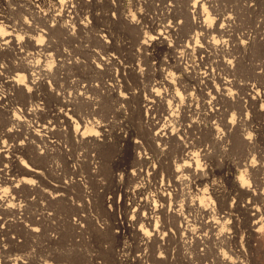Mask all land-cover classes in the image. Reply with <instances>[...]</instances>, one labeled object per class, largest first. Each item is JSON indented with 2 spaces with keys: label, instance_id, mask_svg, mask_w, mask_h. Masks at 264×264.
I'll return each mask as SVG.
<instances>
[{
  "label": "rangeland",
  "instance_id": "374dc122",
  "mask_svg": "<svg viewBox=\"0 0 264 264\" xmlns=\"http://www.w3.org/2000/svg\"><path fill=\"white\" fill-rule=\"evenodd\" d=\"M192 1L0 0V14L15 22L24 18L32 20L31 6L34 3L40 10L49 11L50 19H61L65 9L72 6L75 22L79 25L83 21L91 28H84L78 34L80 29L75 23V33L79 37L75 40L65 36V39L60 36L51 38L44 34L46 38H43V42L51 48L53 63L56 65L62 58L69 63L65 65L68 67L54 70L48 80L53 90L61 95L65 92V86L70 84L73 87L79 84L80 88L89 84L94 86L91 88H97L92 91L89 88L88 96L91 99L80 102L82 106L79 102L69 106L72 108L68 111L73 126L64 121L65 117L55 114L58 109L67 107L60 100L50 98L47 102L43 99L41 103L33 100V106L42 108L40 114L46 113L44 116L38 113V117L36 115L34 118L24 112V108L29 106H24L23 102H6L9 105L6 110L0 106V131L13 126L15 131L11 138L9 134H1V131L0 139L6 141V147L14 149L15 159L19 157L33 167L36 165L31 157L34 155L32 150L44 152L45 161L36 167L44 173L42 179H35L38 182L44 179L42 183L46 181L49 188L55 184L63 193L55 198L57 202L51 196L33 193L27 196L26 191V195L21 192L18 197H13L16 194L11 189L0 193L2 198L7 195L16 203L20 211L17 215L21 216L18 218L16 215L18 222L0 233V249L6 247L0 252V264H6L8 259H11L10 264H264V236L250 227L256 219L261 220L264 227V117L256 113L264 100L252 104L247 95L249 84L259 90L260 96L264 95V0L200 1V4L204 3L201 6L203 14L218 26L231 24V32L237 33L236 37L239 38L228 41L227 46H237L235 56L238 57L239 68L234 72L237 85L234 84L236 86L233 85L232 89L235 92L234 100L241 102H237L236 107L228 108L225 117L218 118H212V107L202 105L201 95L194 88L196 84H193L195 82L191 76L197 75L204 67L200 64L205 52L198 51L197 44L204 45L205 39L210 41V35L215 34L219 38L220 35L216 32L208 35V38L195 40L193 31L186 33L189 27L184 22L188 18L184 8L186 3L191 4ZM66 19L73 24L71 15L65 16ZM128 20L134 24H127ZM173 20L185 24V28L182 26L184 33L178 30L180 26H176ZM34 25L45 29L42 23L35 22ZM159 30L165 36V42L146 48V36H156ZM94 34L106 35L105 40L115 45L112 51L106 48L104 43L107 42L102 43ZM64 50L67 56L60 55ZM3 55L0 56L2 71V66L13 57ZM174 55L182 68L177 67ZM108 56L114 57V61L104 63L103 58ZM72 61H77L76 65ZM121 66H127L126 70L132 66V69L143 72L136 78L132 73L133 76L119 70ZM163 68L174 71L172 86L175 92L181 96L192 93L187 102L177 100L170 105L171 115L164 104L142 102V98L149 96L148 91L153 84L160 88L162 94L168 93V85L163 83L165 81L160 73ZM109 82L111 87L113 83L114 90L117 89V95H114V90H108ZM4 84V79H0V95H8L11 91L14 93ZM119 93L131 97L120 101ZM134 96L137 97L134 99ZM12 107L15 110L22 107L24 110L15 111ZM74 107L79 109L73 110ZM189 109H194L195 119ZM239 110L243 111L242 116H239ZM184 116L188 118L183 122ZM190 118L196 120L195 128L190 125ZM84 120L88 125L86 136L75 137L71 134V137L68 126L74 128V125H82ZM37 122L47 124L54 130L37 132L35 128L40 129ZM173 123L179 127L176 126L180 131L178 139L181 144H188V140L189 143H197L198 155L190 170L180 171L183 168L180 167L183 154L177 143L164 144L160 141L159 145L167 149L159 152L146 143L149 135L153 136L161 132L165 125ZM236 129H239L241 138L248 145L243 146L241 139L236 141L231 134ZM94 134L99 138L97 143ZM139 153L146 157L143 164L135 162L134 155ZM169 161H173L174 173L169 171ZM10 165L6 158L0 160V171L8 167V172L4 171L6 175L1 176L0 172V177H33L23 172L22 164L19 163V167L16 162L12 167ZM181 173L183 178L180 177ZM241 178L254 194L243 192ZM250 207L259 208L260 214L252 217ZM175 210L180 213L179 222L160 228V222L168 221L167 217L164 219V214ZM213 219H218L221 224L214 223L215 228L209 227L207 221ZM156 223L163 238H144L142 231L158 234Z\"/></svg>",
  "mask_w": 264,
  "mask_h": 264
},
{
  "label": "bare ground",
  "instance_id": "6f19581e",
  "mask_svg": "<svg viewBox=\"0 0 264 264\" xmlns=\"http://www.w3.org/2000/svg\"><path fill=\"white\" fill-rule=\"evenodd\" d=\"M61 1L63 2L64 0H61ZM200 1H202V0H193L191 4H188L189 3L188 1H187L188 3H186L187 5H186V7L184 9H185V13L187 14L188 18L187 19L184 18V20L185 19L187 20V21H184V22L189 27L188 31H186L187 30V28H186V30H185L186 33L189 32V30L190 31H193L194 32V35H195L194 36L195 40H198V39H201V38L204 39L205 37L208 38V35L213 34V33H216V32L218 33V35H220V38H219V36L217 37V35H215V34L214 35H210L211 36L210 37L211 38L210 41L205 39V44L204 45L203 44H197V48L196 49L198 51L202 52V53L205 52L204 58L201 60V64H200V65L203 64L204 67H201V71L197 75H192L191 76V79L195 82L193 84H196V86L194 88L198 91L197 93H199L201 95L202 102H203L202 105L204 104V106H205V105L208 104V106L212 107L211 110H210L211 111L210 114H211L212 118L217 117V116L225 117L228 114V112H229L228 111V108L233 107L235 105H238V104H240L239 102H241V100L239 101V99L234 100L233 95H234L235 92L232 89V86L237 83V82L235 83L236 79L234 78V75H235L234 72L236 70H238L237 68H239V67H237V64H239L238 57H237V55L235 56V46L236 45L234 46V48H232L233 46L231 48H230V46H227L228 41H231V42L232 41H236L239 38L236 37L237 33L231 32L232 29H230V27H229V26H231V24H228V23L227 24H224L223 23V25L218 26L216 23L214 24V22H213L212 19H210L205 14H203L201 12V6L203 7L204 3L200 4ZM35 7H38V6L35 5V3H34V5L31 6V9H32L31 10L32 20H28V19H25L24 18L22 20L20 19L19 22H17V21L15 22V21L9 19L8 17H6L5 15H1L0 14V56L2 57L3 54L4 55L10 54L11 56L13 55L12 60L9 63H8L9 60L7 61L8 65H6L7 64L6 63L4 66H2V64H1V66L3 67L2 68L3 71L0 70V79H4V82L6 83L4 85L5 86L7 85L10 89H12L14 91V93H12V91H11V93L8 94V95H4V96L0 95V106H3V109L5 108V110H6V108L9 107V105H7V103L8 104H12L11 103L12 101L13 102H16V103H20V102L22 103L23 102L22 104L24 106H29V107H25L24 108L25 110L22 107H18V109H16V110H20V112H21V109H23L24 112H27L29 115L33 116V118H34L38 113L39 114L41 113L42 108H38V107L33 106V100L40 101V100L45 99V100H47V102H48V99H50V98L51 99L60 100L62 102V104L64 106H67V107H65V108L63 107V109H58L56 107L59 111L57 113H55V114H57V116L65 117V120L64 121H66V123H68L69 125H72V122L73 121H71V118H70L71 116L69 117V111H68V109H72V108H70L69 106L73 105L74 103L77 105L78 104L77 102H79V103L80 102H84V101L85 102H88L87 100L91 99L88 96V93H89L88 91H90V90L92 91L94 89L97 90V88H94L93 89L91 87H94V86L93 85L89 86V84L88 85L87 84L82 85V88L79 87V84H77L78 87H73L70 84V85H66L65 86V88H64L65 90H63V92L64 91L65 92L62 95L60 93H58V92L56 93V91L53 90V87H52L51 83L49 82L48 78L53 74L54 70H56L59 67H61V68L68 67L69 63H68V61L65 60V58H62V59H60V61L58 63L56 62V65H55V63H53V60H51V58L54 57L53 53H51L49 51V49H51V48H50V46L48 44H46L45 42H43L44 41L43 38H46V36L44 34H47V36L48 37H51V38H53L52 36H60V37H64L65 36V37L71 38V40L72 39L75 40L76 38H79L78 37V34H79V32H81L82 29L88 28L90 26H89V24L84 23L83 21H81L83 23L81 24V22H80L79 25L77 24L78 22L77 23L75 22L74 16L72 15V13L74 12V10H72V8H71L72 6L70 7L71 9L70 8H67V9H65L66 11L64 10L65 12H64L63 16L61 15L62 16L61 19H60V17L57 18V19H53L52 18L53 20L50 19L51 14L49 15V11H46L45 12V11H43V9L40 10V7L36 8V9H35ZM173 8H174V6H173ZM174 10L176 12V9L175 8L173 9V11ZM173 11H169V12H173ZM70 15L73 18V24H70V21H71L70 19L64 20L65 19V16H67V17L69 16L70 17ZM177 17H178V14H177ZM163 20H164V18H163ZM35 22L36 23H42V25L44 26L45 29H39V27L35 26L36 24L34 25ZM173 22L175 23L174 20H173ZM74 24L79 26L78 29H80V31L78 30V32H77L78 34L75 33L76 32V29H75L76 26L74 27ZM125 24H126V21H125ZM127 24H132L133 25L134 23H133L132 20H128L127 21ZM175 24H176V26H177V24H179L180 27H179L178 30L184 33L183 27L185 28V26H183V25H185V24L183 23V25H182L181 22L175 23ZM115 26H116V24H115ZM90 28L88 30H90ZM88 30H86V31H88ZM140 30H141V28H140ZM84 31H82V32H84ZM179 33L180 32H178V34ZM180 34H182V33H180ZM94 35H96V34H94ZM192 35H191V37H192ZM105 36L102 35V34H100V35H96V38L98 40L102 41V43H104V42H107L105 40ZM180 36H178V37H180ZM48 37H47V39H48ZM65 37H64V39H65ZM146 37H148V39H147L148 41H145L144 40V46H146V48L148 46L150 47L151 45L154 46V47H156L155 45H159V43L165 42V36L163 35L162 31H160V30L158 31V35H156V36L149 35V36H146ZM93 38H94V36H93ZM93 40H95V38ZM104 44H105V46H106V48L108 50H110L112 48V46L113 47L115 46L114 44L113 45L109 44V42L104 43ZM76 47H75V49H77ZM111 51H112V49H111ZM54 54H57V53H54ZM67 54L68 53L66 52V50H64V51H62V54H60V55H62V56H65L66 55L67 56ZM14 57H15V59H13ZM9 58H11V57H9ZM174 58H175L176 63H178L177 67L178 68H182L181 62L180 61L179 62L177 61V57L175 55H174ZM178 59H180V57H178ZM1 60L2 59H0V61ZM108 61H114V57L108 56V57L103 58V62L104 63H107ZM76 62L77 61H72L71 63H74L75 64ZM66 63H68L67 66H65ZM71 63H70V65H71ZM121 67H120L119 70H122L124 72L127 71V72H129V75L132 73L134 75V77H136V78L139 77V76H141L140 74H141V72H143L142 70L137 71L135 69H132V66H130L131 69L128 66L129 70L128 69L126 70L125 67H127V66L122 67V68ZM173 72L174 71L170 70L169 68L168 69L167 68H165V69L163 68L160 71V73H161V75L163 76V79H164V80L163 79L162 80L165 81L163 83H165V84L168 85L166 87V90H168V93L166 92L165 94H162L160 92V88L155 87L154 86L155 84H153L152 87L150 86L151 89H149V91H148L149 96L142 98V102H147L146 104H148V103H150V105H152L153 103L154 104L155 103H160L161 105L164 104V106L168 110V114L169 115H171V113H170V105H172V103L174 101H177V100L178 101H181L182 100L185 103V102H187V99L189 98V96L192 94V93L188 92L187 94L184 93L185 95L181 96V95H179L177 92H175L173 90L174 88H173L172 84H173V78H174V75H175ZM117 73H119V71H117ZM224 73L227 74V75H225ZM112 75H114V74L112 73ZM120 76H121V74H120ZM123 77H125V76H123ZM126 77H127V75H126ZM100 80H101V78H100ZM112 80H114V76H112ZM162 80L159 79V81H162ZM137 81H138V79H137ZM163 83H162V85H163ZM66 84H68V83H66ZM107 84L109 86L108 87V90L109 91L110 90H114L113 83H112V87H111V83L110 82L107 83ZM158 84H159V82H158ZM213 85L215 87H213ZM236 85H234V86H236ZM145 86H147V85H145ZM191 86H194V85H191ZM240 87H241V85H240ZM89 88H90V90H89ZM104 88H105V86H104ZM163 88H165V87H163ZM191 88L192 87H190V89ZM241 88L239 90H241ZM47 89H48V91H47ZM147 89H148V87H147ZM243 89H244V87H243ZM247 89L250 90V91L247 90L249 92V93H247V95L249 97V101L252 104H257L259 101L264 100L262 98L264 95L262 94L263 96H260L259 90L258 89H255L253 85H250L249 84V86H247ZM98 90H100V89L98 88ZM116 90H114V92H113L114 95H117V94H115V91ZM131 95H133V94H131ZM130 97L126 96L124 93L123 94L122 93H119L118 94V100H120V101H125L126 99H129ZM135 97H137V96H134V99H135ZM21 99H23V101ZM24 102H26V103H24ZM237 102H238V104H237ZM40 103H41V101H40ZM81 104L82 103H80V105ZM261 105L262 106L260 107L259 111L256 110V113L260 117H264V103L261 104ZM16 106H17V104L15 105V107ZM189 106H191V105L189 104ZM12 108L15 110L14 107H12ZM56 108H55V110H57ZM75 108L77 109L78 107H74L73 110H75ZM162 108H164V107H162ZM162 108H161V111H162ZM242 108H240V109H242ZM3 109L1 108V110H3ZM5 110H3V111H5ZM242 110H244V109H242ZM189 111L192 112V114H190V113L189 114L192 116L193 119H195L194 117L196 116L195 115L196 113L194 112V109L193 110L192 109H189ZM10 112H11V110H10ZM42 112H45V111H42ZM186 112H187V110H186ZM5 113H8V112L6 111ZM27 113H25V115H28ZM184 113H185V111H184ZM9 114H11V113H9ZM14 114L16 115V112H14ZM29 115H28V117H29ZM44 115L43 114L42 115L40 114L39 116H44ZM48 115H50V114L48 113ZM157 115H160V114H157ZM242 115H243V111H240L239 116H242ZM50 116H53V115H50ZM36 117H38V115ZM54 117H55V115H54ZM155 117L157 118L158 116H155ZM186 118H188V117L184 116V118H183L182 121L184 122V119H186ZM192 118H190L191 119V124L190 123L189 124L194 127L195 126V123H196L195 122L196 120L194 121V120H192ZM17 119H18V117H17ZM7 120L9 121V119H7ZM160 120H161V118H160ZM38 123L39 122H37V124ZM232 123H233V121H232ZM175 124L173 123V124H170L168 126L165 125L164 128L162 127L161 132L155 133L153 136L148 134L149 135V138L148 139L146 138L148 140V141H146V143L148 142L147 143V145L149 144L148 147H151L152 150L158 151V152L161 151V150L165 151V149H167V148H162L163 145L161 147L160 146L161 143H164V144H166V143L168 144L169 142H170V144H171V142L177 143L178 148L179 147L181 148V151H180L181 152V155L183 154V157L181 156L182 158L180 159V160L183 161V164H181L180 167H183V168L180 171H182L183 169L190 170L191 168H193V163L196 161V157L198 155L197 150H196L197 143L195 144L192 141H190V143H189V140H188L187 141L188 144H184V145L181 144L180 143L181 140L178 139L179 138L178 136L180 134L179 133L180 131L178 132V129H177L178 126H177V124L176 125ZM13 127H10L8 129H4V132L1 130L2 133H1V131H0V133L1 134H4V135H8L9 134L8 136H10L9 138H11V134H14L12 132H15L14 129H13ZM39 127H40V129H36L35 128V130H37V132H43V131L48 132L49 129L52 130V131L54 130V128H52L51 126H48L47 124L44 125V123L43 124H40L39 123V125H38L37 128H39ZM71 127L68 126L69 129H67L68 132H70V136L71 137H72V135L75 136V137H78V136H86L87 127H88L87 120L86 121L84 120V122H83L82 125H79L78 124L76 126L74 125V128H71ZM191 129H189V130H191ZM33 131H34V129H33ZM37 132L35 131V133H37ZM32 134H33V132H32ZM231 134H233L235 136L236 141H238V140L241 139V142H242V145L243 146L244 145H248L247 144L248 142H246L243 138H241V134L239 132V129H236ZM33 135H36V134H33ZM3 137L4 136H2V138ZM93 137L96 139L95 140L96 143L99 142L98 141L99 138H98L97 135L94 134ZM158 140H159V142H157ZM160 141H161V143H160ZM175 145L176 144H174V146ZM6 146H7L6 141L0 139V157H1L0 160H2V159L5 160V158H6V160H8V161L11 162V165L12 166H13V164L15 162L18 165V167H19V163H20V165L22 164L21 166H24V167H21V169L23 170V172L28 173V174H31L33 177H29V178L23 177V178H19V179L18 178L15 179V177L13 178V177H9V176L0 177V193L1 192H7V189H11L12 193L14 192L16 194L15 196L13 194V197H18V196L21 195V192L25 193V191H26L27 196H28V194L31 195V193H33V194H40V195H44L45 197H48V196L50 197L51 196V198L52 199L54 198V200H56L55 198H58V197H60L63 194L61 192L60 188H58L57 185H56L57 187H55V184H54V185H52L53 187L51 186L49 188L48 187V184L45 183L46 181L44 183H42L44 181V179H43V181L40 180V182L37 181L39 179H42V174L44 173V172L42 173V171H40L39 168H36L37 166L39 167L41 164H43V162L45 161L43 159V158H45V157H43V154H45L44 152H41V150H39L40 152H38V149H36V150L33 149L32 150V153L34 155L31 156V157H33L32 160H33L34 166L36 165V167H33V166L28 165L27 163L23 162L22 159L19 158V157H16V159H15V156H16L15 153L16 152L15 153L13 152L14 149H11L10 147H6ZM170 147H171V145H170ZM134 148H135V146H134ZM173 149H176V148H173ZM204 149H201L202 152L204 151ZM17 150H19V149H17ZM149 150H150V148H149ZM5 153H6V155H5ZM9 153H11V155ZM139 154H135L134 155V157H136L135 158V162H137L139 164L145 163L146 162V157L143 154H140V155ZM17 158H19V159H17ZM261 158H263V157H261ZM160 160H162V159H160ZM163 162L165 163V161H163ZM172 162L173 161H171V162L169 161V163H171V165H169L170 168L168 166H167V168L171 169V170L168 169L169 171H171V173H174V170L175 169L173 170ZM169 163H166V164H169ZM160 164H161V162H160ZM11 165L9 167H12ZM161 167H163V163H162ZM164 167H166V166H164ZM7 168L8 167L6 166V168H2L1 169V171H0L2 173L1 176H4L3 175V174H5L4 171L5 172L6 171L8 172V169ZM18 169H20V168H18ZM177 171L179 172V170H177ZM182 176H183V173H181L180 177L183 178ZM35 177H38V179L36 178L37 179L36 180ZM241 179H242L241 180L242 181L241 182V187L244 189L243 192L245 194H254L253 193V190H251L248 187V184L246 183V181L243 178H241ZM4 184L6 185L5 187H4ZM61 187H63V186H61ZM59 190H60L61 193L58 192ZM63 191H64V189H63ZM26 193H25V195H26ZM162 195L164 196L165 193H163ZM2 196L3 195H0V233H4L10 227H12L13 225H15L16 224L15 222H18L17 219L20 216V215L19 216L17 215V214H19L20 211H18L17 206H16V203L13 200H11V198H8L7 195H4L5 197H3V198H2ZM35 197H36V195H35ZM57 200H56V202H57ZM246 206H247L246 209H248L249 208L248 205H246ZM176 210H178V209H176ZM176 210L174 212L173 211H170V213L169 212H166V215L164 214V219L167 217L168 218V221H164L162 224L160 222V225H161L160 228L161 227L162 228H166V226L172 225L173 222H175V221L177 222L179 218L181 219L180 213L178 212L179 210L178 211H176ZM250 210L252 211V213H251L252 217H257L260 214V212H261L259 210V208H257V207H250ZM16 215L18 216L17 219L15 217ZM41 216L43 217V213H42ZM33 220H36V218H33ZM162 221H163V219H162ZM207 223L209 224V227H211V228H215L214 223L221 224L218 219L208 220ZM261 223H262L261 220L256 219V220H254L253 224H251L250 227L252 228V230L256 231L257 234H260L261 236H264V227H263V225ZM155 226L157 228V226H158L157 223H156ZM31 229L35 230V228H31ZM155 230L156 231H159L157 235H155L153 233H148L146 231H142V234H143L144 238H146V239L149 238V237H152V236L158 238V240L159 239H162L163 236H161V231L159 230V226ZM0 245H1V243H0ZM5 248H4V250H5ZM4 250L3 249H0V252H3ZM228 262L229 261H227V263ZM5 263L6 264H10L11 263V259L6 260ZM229 264H230V262H229Z\"/></svg>",
  "mask_w": 264,
  "mask_h": 264
},
{
  "label": "snow or ice",
  "instance_id": "6c2138e0",
  "mask_svg": "<svg viewBox=\"0 0 264 264\" xmlns=\"http://www.w3.org/2000/svg\"><path fill=\"white\" fill-rule=\"evenodd\" d=\"M146 43V42H145Z\"/></svg>",
  "mask_w": 264,
  "mask_h": 264
}]
</instances>
